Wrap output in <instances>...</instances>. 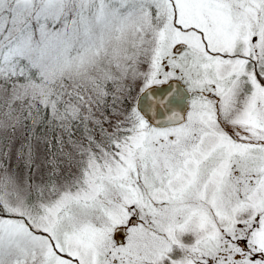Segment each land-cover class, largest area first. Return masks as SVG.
<instances>
[{"label":"snow or ice","instance_id":"1","mask_svg":"<svg viewBox=\"0 0 264 264\" xmlns=\"http://www.w3.org/2000/svg\"><path fill=\"white\" fill-rule=\"evenodd\" d=\"M0 264H264V0H0Z\"/></svg>","mask_w":264,"mask_h":264}]
</instances>
